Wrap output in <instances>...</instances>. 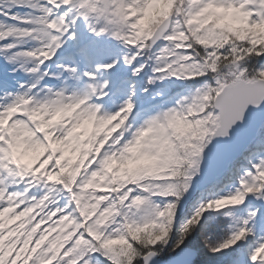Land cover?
I'll list each match as a JSON object with an SVG mask.
<instances>
[{
	"label": "snow or ice",
	"instance_id": "6c2138e0",
	"mask_svg": "<svg viewBox=\"0 0 264 264\" xmlns=\"http://www.w3.org/2000/svg\"><path fill=\"white\" fill-rule=\"evenodd\" d=\"M0 264H264V0H0Z\"/></svg>",
	"mask_w": 264,
	"mask_h": 264
}]
</instances>
